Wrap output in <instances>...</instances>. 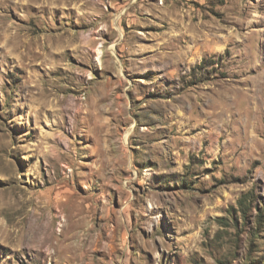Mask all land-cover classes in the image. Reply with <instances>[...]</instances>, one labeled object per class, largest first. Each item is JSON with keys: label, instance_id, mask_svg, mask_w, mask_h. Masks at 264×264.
Returning <instances> with one entry per match:
<instances>
[{"label": "rangeland", "instance_id": "rangeland-1", "mask_svg": "<svg viewBox=\"0 0 264 264\" xmlns=\"http://www.w3.org/2000/svg\"><path fill=\"white\" fill-rule=\"evenodd\" d=\"M0 264H264V0H0Z\"/></svg>", "mask_w": 264, "mask_h": 264}]
</instances>
